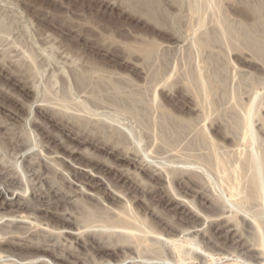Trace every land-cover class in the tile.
Segmentation results:
<instances>
[{
    "label": "rangeland",
    "instance_id": "rangeland-1",
    "mask_svg": "<svg viewBox=\"0 0 264 264\" xmlns=\"http://www.w3.org/2000/svg\"><path fill=\"white\" fill-rule=\"evenodd\" d=\"M262 163L264 0H0V236L53 247L58 264H180L165 229L198 245L182 249L197 264L257 263ZM11 253L0 264H24Z\"/></svg>",
    "mask_w": 264,
    "mask_h": 264
},
{
    "label": "bare ground",
    "instance_id": "bare-ground-1",
    "mask_svg": "<svg viewBox=\"0 0 264 264\" xmlns=\"http://www.w3.org/2000/svg\"><path fill=\"white\" fill-rule=\"evenodd\" d=\"M263 106V105H262ZM60 115V114H59ZM251 115V114H250ZM57 116H58V114H57ZM65 116V115H64ZM251 118V117H250ZM250 118H249V120H250ZM251 122V121H250ZM250 122H248V123H250ZM252 124H253V122H252ZM252 124L250 123V125H251V127H252ZM250 125L248 124V126L250 127ZM64 129V128H63ZM249 130H250V128H248ZM251 132V133H250ZM250 132L248 131V133H250L251 135H253V133H252V130H250ZM254 136V135H253ZM253 136H251V137H253ZM121 150V149H120ZM252 151V150H251ZM127 152V151H126ZM250 153H252V152H250ZM255 155H256V153L255 152H253ZM134 154V153H133ZM253 154V155H254ZM250 155V154H249ZM255 155H254V157H255ZM130 156V155H129ZM251 156V155H250ZM249 156V157H250ZM253 157V156H252ZM252 158L251 160L253 161H251L252 162V164L255 162V158ZM260 157V156H259ZM93 158V157H92ZM249 159L250 158H248L247 160L249 161ZM95 160V159H94ZM132 160V159H131ZM128 161V162H130V164H133L132 162L133 161ZM258 160V159H257ZM98 161V160H97ZM104 161V160H103ZM259 161H261V160H259ZM127 162V163H128ZM250 162V161H249ZM258 162V161H257ZM108 163H110V162H108ZM107 163V164H108ZM249 164V163H248ZM255 164V165H254ZM253 165H252V169L254 170V168H255V166L257 165V163L255 162ZM263 164V163H262ZM110 165V164H109ZM139 165V164H138ZM138 165H134L135 167L136 166H138ZM141 165V164H140ZM249 165H251V164H249ZM259 165H260V163H259ZM264 165V164H263ZM28 166H29V164H28ZM2 167V166H1ZM30 167H31V165H30ZM262 167H264V166H262ZM261 166H260V168H262ZM3 168V167H2ZM137 168H139V167H137ZM259 167H257V168H255L256 169V171L258 172V169ZM140 169H142V170H144L143 168H141L140 167ZM251 170V169H250ZM252 170V171H253ZM79 171V170H78ZM173 171V170H172ZM174 172V171H173ZM172 172V173H173ZM248 172V171H247ZM255 172V170L252 172V174ZM257 172H255L256 173V175H257ZM263 171H261V173H262ZM169 173V172H168ZM176 173V172H175ZM255 173H254V176H255ZM80 174V173H79ZM137 175V174H136ZM160 175H161V173H160ZM259 175H260V173H259ZM259 175H258V177H259ZM7 176V175H6ZM190 176H191V173H190ZM248 177H249V175H247ZM156 177V176H155ZM158 177H161V176H158ZM163 177V176H162ZM165 177V176H164ZM167 177V176H166ZM171 177V181L172 182H178V184H179V180L177 181V179H175L174 177H172V175L170 176ZM189 177V176H188ZM8 178V177H7ZM135 178V177H134ZM151 178H154L153 177V175H151ZM169 178V177H168ZM178 178V177H177ZM261 178V177H260ZM264 178V177H263ZM155 179V178H154ZM165 179V178H164ZM170 179V178H169ZM191 179H193V178H191ZM4 180H6V179H4ZM134 180H136V179H134ZM166 180H167V178H166ZM182 180V179H181ZM194 180H195V178L193 179V180H190V182H194ZM263 180V179H262ZM3 181V180H2ZM13 181H14V179L13 180H10V182H11V184L13 183ZM184 181V180H183ZM7 182V181H6ZM17 182V181H16ZM140 182V181H139ZM185 182V181H184ZM9 184V183H8ZM140 184V183H139ZM259 185H262V183H260ZM264 185V184H263ZM9 186V185H8ZM184 186V185H183ZM12 187L13 188H15L14 187V184H12ZM263 187V186H262ZM262 187H260V188H262ZM130 189H134L133 188V186H131L130 187ZM194 190V189H193ZM263 191H264V189H263ZM0 192H2V193H4V191H2V190H0ZM172 192H173V189H172ZM178 191H176V193H177ZM261 192V191H260ZM170 193V192H169ZM175 193V194H176ZM198 192H196V194H197ZM108 194V193H107ZM106 194V195H107ZM173 195H174V193H172ZM202 194H204V193H202ZM262 194V193H261ZM17 196H19V198H26V197H24V193L23 194H18ZM111 195H109L108 194V196L107 197H110ZM178 196H179V194H178ZM177 196V198H179ZM182 196V195H181ZM122 197V196H121ZM258 197H259V195H258ZM181 198V197H180ZM130 199V198H129ZM172 199V198H171ZM174 199H176V197L174 196ZM177 200V199H176ZM126 201V200H125ZM129 201V200H128ZM183 201V200H182ZM178 202H180V205H183V206H185V204H181V201L180 200H178ZM184 202V201H183ZM187 203V202H186ZM203 203V202H202ZM213 203V202H212ZM188 204V203H187ZM23 205V204H22ZM262 205V204H261ZM187 206H189V205H187ZM212 206V205H211ZM263 207V206H262ZM213 208V207H212ZM221 209V208H220ZM219 211V210H218ZM214 214V213H213ZM122 215V214H121ZM129 215V214H128ZM5 216V215H4ZM56 216V215H55ZM217 216H219V217H222L221 218V220H226V224L225 225H223L224 227H228L229 226V218L227 217L226 218V216L225 217H223L224 216V213H220V214H218L217 213ZM2 217V216H1ZM12 218H13V216H11ZM117 217V216H116ZM118 217H120V219L119 220H117V222L119 223H122L123 225H125V224H127V223H129L127 220H129V219H127V218H129L128 216H120V215H118ZM125 217H127V218H125ZM218 217V218H219ZM61 219H62V221H64V222H67V221H69L70 222V220H68V219H66L65 217H62V215H61V217H60ZM211 218H213V217H211ZM14 219V218H13ZM25 219H26V217H25ZM206 219V218H205ZM204 219V220H205ZM217 219V218H216ZM10 221V220H9ZM25 222V221H24ZM185 222H187L186 220H185ZM253 222V221H252ZM132 223V222H131ZM162 224H164L165 225V223L164 222H161ZM160 223V224H161ZM211 223V222H210ZM209 223V224H210ZM28 224H29V222H28ZM97 224V223H96ZM113 224V223H112ZM114 224H116V223H114ZM137 224V223H136ZM259 224V223H258ZM32 225V224H31ZM61 225V224H60ZM92 225V224H91ZM107 225V224H106ZM109 225H111V222H110V224ZM143 225V224H142ZM234 225H235V223H234ZM49 226H51L50 224H49ZM89 226V225H88ZM88 226H84L85 228H87ZM117 226V225H116ZM155 226V225H154ZM165 226H167V224L165 225ZM169 226V225H168ZM177 226V225H176ZM182 226V225H181ZM81 228H82V226H80ZM121 227V226H120ZM141 227V226H140ZM143 227V226H142ZM146 227V226H145ZM151 227V226H150ZM150 227H148L149 229H150ZM37 228V227H36ZM53 228V227H52ZM54 228H56V227H54ZM80 228V229H81ZM130 228H131V226H130ZM74 229V228H73ZM92 229V228H91ZM125 229V228H124ZM143 229H144V231H146V232H143V234H148L149 235V229L147 230V229H145L144 227H143ZM152 229H154V228H152ZM152 229H150V231L152 230ZM188 229V228H187ZM187 229H184V230H187ZM78 230H79V228H78ZM78 230H76V233L75 232H73V231H67L66 233H68V234H70V235H72L73 236V239H71L70 241H73L74 240V243H76V244H78V245H80L81 244V238H80V230L78 231ZM107 230H109V229H107ZM165 229H163V232L164 233H161L162 235L164 234V235H167V236H165V237H168L167 239H168V244H169V250L171 249V251H170V253L173 255V257H175L176 259H174V260H178L179 262H180V264L183 262V261H185L186 260V263L185 264H197L196 263V261L194 262V259L192 260L191 259V257H189V258H187L186 256L188 255L186 252H184V256L186 257V259H184V258H182V249L184 248V247H187V246H193V248H194V246H196L195 244H194V242L191 240V238H188V237H185L187 234H185V236L184 235H176V234H174V233H167L166 231H164ZM171 230V229H170ZM182 230V229H181ZM93 231V230H92ZM97 231H99V230H97ZM119 231V230H118ZM126 231H128V230H126ZM132 231H134L135 233L137 232V229L136 230H133L132 229ZM153 232L152 233H154L155 234V236L157 235V237H158V233L160 232H154V230H152ZM158 231V230H157ZM174 231V230H173ZM189 230H187V232H188ZM197 231V230H196ZM262 231V230H261ZM51 232H53V231H51ZM55 232V231H54ZM95 232V231H94ZM100 232L102 233L103 231H99L97 234L98 235H96V236H103L104 237V234H100ZM106 232H108V231H106ZM115 232H117L116 230H115ZM123 232L124 233H126L125 232V230H123V228H122V231H120L119 232V234H118V236L122 233L123 234ZM133 232V233H134ZM187 232H185V233H187ZM192 232V231H191ZM203 232H204V230H203ZM109 233V232H108ZM108 233H107V235H108ZM113 233V232H112ZM118 233V232H117ZM133 233H127V234H130V236L133 234ZM134 233V234H135ZM139 233V232H138ZM138 233H136L135 235H140L141 234V236L143 235L141 232H140V234H138ZM151 233V234H152ZM56 234V233H55ZM110 234V233H109ZM161 234L159 235L160 237H161ZM183 234V233H182ZM199 234V233H198ZM197 235V234H196ZM202 235V234H201ZM200 235V236H201ZM63 235L61 234V236L59 235V237H62ZM108 236H110V235H108ZM120 236H122L123 237V235H120ZM119 236V237H120ZM144 237H145V235H143ZM142 236V237H143ZM204 236V235H203ZM29 238H27L26 236H25V238L24 237H22V236H19V235H16V234H11L9 237H6V236H0V254H5V253H10V252H12V253H15L14 251H10V250H7V249H5L4 248V246H11V247H14V248H17V249H21V251L20 252H16L18 255H20V258H18L19 260L21 259L23 262H24V264H36L37 263V260L38 259H40L41 257H48V258H50L51 260H53V262H55L56 264H58V262L60 261H65L67 258H65V257H62V256H59L58 254H56L55 252H54V249H53V247H51V248H47L46 246H44V244H42V243H39V242H35V241H33V239H31V237L30 236H28ZM106 237V236H105ZM112 237V236H111ZM116 237L117 236H115V239L114 240H119V239H116ZM127 237V236H126ZM129 237V236H128ZM131 237H133V236H131ZM131 237H130V239H128V240H126V241H129V240H131ZM136 237V236H135ZM141 237V238H142ZM150 237V236H149ZM101 238V237H100ZM139 238V237H138ZM137 238V239H138ZM150 238H153V237H150ZM155 238V237H154ZM134 239V238H133ZM140 239V238H139ZM157 238H155V241L156 242H158L157 240H156ZM160 239V238H159ZM166 239V238H165ZM125 240V239H124ZM136 240V239H135ZM163 240H164V238H163ZM122 240H120V244H116V243H114L113 245H107L106 244V246L105 245H98L97 244V237L96 238H94V239H91V241H90V244L92 245H94V247L93 248H95V250L96 251H98V252H106V251H108V250H110L111 252H109V253H112V254H118V251H120V250H122L123 248H124V246L122 245L123 243L121 242ZM141 241V240H140ZM154 241V242H155ZM83 242V241H82ZM134 242V241H133ZM137 242V241H136ZM139 242V241H138ZM146 242H147V238L145 237V238H143V240H142V243H144V245H146ZM161 242H162V240H161ZM85 243H88L87 241H84V244ZM99 243V242H98ZM135 243V242H134ZM152 243V242H151ZM163 243H164V241H163ZM166 243V242H165ZM109 244V243H108ZM238 244V243H237ZM96 245V246H95ZM137 245H138V243H137ZM135 246L136 248L137 247H139L140 248V245L139 246ZM144 245H142V246H144ZM202 245V244H201ZM216 245V244H215ZM152 246V245H151ZM217 246H218V244H217ZM220 246V245H219ZM224 246V245H223ZM57 247V246H56ZM126 248H130V250L132 249V248H134V246H131V245H126L125 246ZM197 247H198V245H197ZM242 247V246H241ZM251 247V246H250ZM256 247V246H255ZM143 248V247H142ZM200 248V247H199ZM203 248V247H202ZM201 248V249H202ZM208 248V247H207ZM210 248V247H209ZM224 248V247H223ZM228 248H229V246H228ZM258 249H259V247H257ZM138 249V248H137ZM137 249H135L136 251H137V254H139V256H141L140 254V251L138 252V250ZM186 249V248H185ZM211 249V248H210ZM168 250V251H169ZM205 250V249H204ZM218 250H219V248H218ZM225 250H226V248H225ZM243 250V249H242ZM35 251V252H34ZM123 251V250H122ZM195 251V250H194ZM222 251V250H221ZM66 252H68V255L70 256V257H72V256H75L74 255V249L72 250V249H67V251ZM124 252V251H123ZM126 252H128V251H126ZM126 252H124V253H126ZM199 252V251H198ZM223 252H225V251H223ZM228 252V251H227ZM238 252V251H237ZM259 252V251H258ZM12 253L10 254V255H12ZM15 253V254H16ZM107 253V252H106ZM186 253V254H185ZM195 253V252H194ZM203 253V252H202ZM207 255L205 256V257H207V259H206V261H205V263H207V264H212L213 262H217V261H222V264H264V253H263V251L261 250L260 252H259V254L260 255H258V256H256V260H257V263H252V262H248V261H243V260H241L240 259V257L238 256V255H236V254H233L232 255V258H228V256H226V255H223L222 253H218V254H214V253H211L210 251L209 252H205ZM227 254V253H226ZM132 255V254H131ZM171 255V256H172ZM204 255V254H203ZM253 255V254H252ZM119 256V255H118ZM138 256V257H139ZM243 256V255H242ZM251 256V255H250ZM18 257V256H17ZM196 257H198V256H196ZM127 258H129V256H124L123 258H121V259H119V261L120 262H123V261H125ZM140 258V257H139ZM143 258V257H142ZM203 258H204V256H203ZM197 259V258H196ZM195 259V260H196ZM199 259H201V258H199ZM198 260V259H197ZM200 261H203V260H200ZM250 261V260H249ZM10 262V261H9ZM8 262V263H9ZM225 262H228V263H225ZM5 263H7V261L6 262H4V264ZM11 263V262H10ZM199 263V262H198ZM38 264H48L47 263V261H44V260H41V261H39L38 262ZM175 264H177V263H175ZM179 264V263H178ZM184 264V263H183Z\"/></svg>",
    "mask_w": 264,
    "mask_h": 264
}]
</instances>
